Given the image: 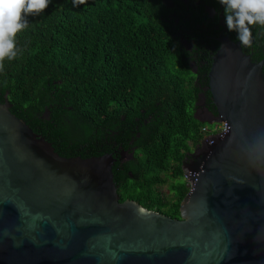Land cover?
I'll list each match as a JSON object with an SVG mask.
<instances>
[{"label":"trees","instance_id":"obj_1","mask_svg":"<svg viewBox=\"0 0 264 264\" xmlns=\"http://www.w3.org/2000/svg\"><path fill=\"white\" fill-rule=\"evenodd\" d=\"M17 34L0 71V102L62 156L111 153L120 201L179 217L183 164L211 133L197 102L208 89L217 38L238 42L218 0H50ZM242 47L264 58V26ZM264 71V66H263ZM207 130V131H206ZM120 152H126L121 158ZM168 185L169 194L160 190Z\"/></svg>","mask_w":264,"mask_h":264},{"label":"water","instance_id":"obj_2","mask_svg":"<svg viewBox=\"0 0 264 264\" xmlns=\"http://www.w3.org/2000/svg\"><path fill=\"white\" fill-rule=\"evenodd\" d=\"M217 40L215 117L195 116L219 125L183 164L179 217L120 201L111 153L59 155L0 102V264H264V58Z\"/></svg>","mask_w":264,"mask_h":264},{"label":"clouds","instance_id":"obj_3","mask_svg":"<svg viewBox=\"0 0 264 264\" xmlns=\"http://www.w3.org/2000/svg\"><path fill=\"white\" fill-rule=\"evenodd\" d=\"M50 0H0V71L4 61L14 60L17 34L28 27L27 17L44 12ZM73 6L86 4L87 0H72ZM223 6L225 24L241 47L252 44V26H264V0H218Z\"/></svg>","mask_w":264,"mask_h":264},{"label":"flooded vegetation","instance_id":"obj_4","mask_svg":"<svg viewBox=\"0 0 264 264\" xmlns=\"http://www.w3.org/2000/svg\"><path fill=\"white\" fill-rule=\"evenodd\" d=\"M204 104H205V103H203V98H201L200 101L197 103L198 108H197V110H196V114L198 115V117L200 116V117H203L204 119H208V118H213V117H215V113L212 112V110H209V109H208V110H205V109L203 108V105H204ZM201 146H202V143H200L197 147L193 148L192 151H189V152H188V155H189L190 152H193L195 149H196V150H199ZM196 158H197V156L189 155V156L186 157V160H185V163H184V164H186V163H191V162H193L194 160H196Z\"/></svg>","mask_w":264,"mask_h":264},{"label":"rangeland","instance_id":"obj_5","mask_svg":"<svg viewBox=\"0 0 264 264\" xmlns=\"http://www.w3.org/2000/svg\"><path fill=\"white\" fill-rule=\"evenodd\" d=\"M198 116V115H197ZM215 124H209L208 123V127L210 128L211 131H213ZM206 137V135H205ZM160 190L164 193V194H169L168 191V185L167 184H163L160 186Z\"/></svg>","mask_w":264,"mask_h":264},{"label":"built area","instance_id":"obj_6","mask_svg":"<svg viewBox=\"0 0 264 264\" xmlns=\"http://www.w3.org/2000/svg\"><path fill=\"white\" fill-rule=\"evenodd\" d=\"M218 125H219V123H216L215 126H214L213 131H211V133L207 134L206 137H208V136L210 137L211 135H213V134L215 133V131H216ZM206 131H207V130H206ZM185 178H186V180H187V184H189V181H188L187 177H185Z\"/></svg>","mask_w":264,"mask_h":264}]
</instances>
